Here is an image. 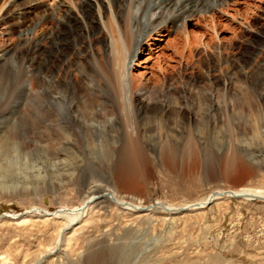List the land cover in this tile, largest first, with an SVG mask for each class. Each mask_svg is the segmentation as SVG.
Segmentation results:
<instances>
[{
	"label": "rangeland",
	"instance_id": "obj_1",
	"mask_svg": "<svg viewBox=\"0 0 264 264\" xmlns=\"http://www.w3.org/2000/svg\"><path fill=\"white\" fill-rule=\"evenodd\" d=\"M64 1L0 0L8 9L0 20V56L8 48L0 59V264H264V199L222 196L169 213L157 203L183 206L218 190H264V138L254 125L260 119L264 132V0H220L227 12L217 9L214 18L186 13L191 41L184 50L171 29L153 40L154 49L136 53L133 76L147 95L138 103L167 111L163 133L148 121L151 138L140 143L147 160L131 178L116 175L120 131L117 144L97 150L82 137L63 147L55 141L62 130L45 135L40 127L37 78L53 59L50 34ZM60 76L64 82L66 73ZM241 82L251 87V103L242 101ZM225 101L239 103L231 128L222 111L210 112ZM105 189L150 207L135 211L103 197L71 225L33 211L77 206Z\"/></svg>",
	"mask_w": 264,
	"mask_h": 264
},
{
	"label": "bare ground",
	"instance_id": "obj_2",
	"mask_svg": "<svg viewBox=\"0 0 264 264\" xmlns=\"http://www.w3.org/2000/svg\"><path fill=\"white\" fill-rule=\"evenodd\" d=\"M219 1L65 0L66 5L58 3L57 6H59L56 7L55 14L62 20L50 34L54 43L53 59L51 62L47 60L41 66L40 75L37 78L43 104L40 112L42 132L48 135V131L53 128L62 130V137L56 138L55 141L63 147L79 143V138L82 137L88 145L97 150H105V146L117 144V132L120 131L123 139L117 153L116 175L117 178L133 177L136 171L141 170L140 162L144 161L145 163L147 160L140 143L145 137L151 138L146 134L148 121L151 118L156 120V127L163 133L166 126L163 113L167 111L163 106H155L150 111L144 104L138 103L140 97L147 95L141 89V82L133 76V69L138 65L136 53L145 54V45L154 49L153 40L163 37L171 29L177 30L180 34L181 50H184L191 41V35L187 31V22H185L189 15L187 17L184 15L186 13L211 12V17L214 18L217 9L227 12V8H218ZM7 11L6 5L0 8V20ZM44 17L47 18L46 15ZM45 18L41 22L42 25L47 23ZM97 32H99V36H93ZM42 36V40L48 38L45 32ZM176 40L170 43L179 48V42ZM6 49L1 56L7 54L8 50ZM78 58H80L79 61H77ZM157 59L160 60L161 57L159 56ZM150 60L149 58L145 61L149 62ZM49 62L52 67H49ZM159 68L163 71L161 66ZM50 73L54 76H49ZM62 73H66L64 82L59 80ZM241 85V89L244 91L242 101L251 103V87L246 82H241ZM225 91L227 94L229 87ZM225 97L224 94L223 98ZM109 98L115 101L117 111L108 106ZM51 99L55 101L58 108L52 106ZM219 104L220 102H216L213 105L215 108H210V112L222 111L231 128L232 117L235 110L239 108V103L231 105L225 101L221 106ZM49 114L51 115L50 122L47 124ZM261 116V119L264 120V110L261 112ZM117 121L121 127H118ZM254 125L257 136L264 138L260 119L256 118ZM165 132L167 131L165 130ZM2 139L5 143H9L7 137ZM51 141L52 139H50ZM15 146L19 152V145L15 144ZM213 192L203 199L183 206L164 204L161 201L157 203L161 205L163 211L169 213L181 212L189 207L200 209L209 201L222 196L240 197L242 195L250 200L264 199L263 189L240 188ZM103 197L113 201L116 205L135 211H142L150 207L127 201L118 197L114 190L105 189L97 193L90 192L77 206H63L55 212L36 207L33 211L48 217L64 216L71 225L77 221L80 222V218L88 209L90 202H95ZM32 212L28 211V213ZM22 216L25 217L22 214L20 218H23ZM63 229L60 230L57 243Z\"/></svg>",
	"mask_w": 264,
	"mask_h": 264
},
{
	"label": "water",
	"instance_id": "obj_3",
	"mask_svg": "<svg viewBox=\"0 0 264 264\" xmlns=\"http://www.w3.org/2000/svg\"><path fill=\"white\" fill-rule=\"evenodd\" d=\"M90 203H91V202H90ZM46 256H49V254H46L45 257H46ZM43 258H44V257H43ZM41 263H42V259H40V260H39L37 263H35V264H41Z\"/></svg>",
	"mask_w": 264,
	"mask_h": 264
}]
</instances>
